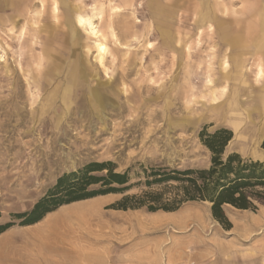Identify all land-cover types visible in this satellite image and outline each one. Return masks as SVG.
I'll return each mask as SVG.
<instances>
[{
	"label": "rangeland",
	"instance_id": "374dc122",
	"mask_svg": "<svg viewBox=\"0 0 264 264\" xmlns=\"http://www.w3.org/2000/svg\"><path fill=\"white\" fill-rule=\"evenodd\" d=\"M262 3L0 0V224L91 162L128 172L125 195L147 191L152 168H208L204 127L232 132L227 154L263 162ZM78 15L105 37L102 62ZM121 198L69 211L90 218L75 236L89 264H264L262 231L244 228L258 226L252 214L262 206L224 207L225 231L207 203L172 213L111 208Z\"/></svg>",
	"mask_w": 264,
	"mask_h": 264
},
{
	"label": "trees",
	"instance_id": "16d2710c",
	"mask_svg": "<svg viewBox=\"0 0 264 264\" xmlns=\"http://www.w3.org/2000/svg\"><path fill=\"white\" fill-rule=\"evenodd\" d=\"M198 138L210 154L208 168H152L144 182L148 190L125 195L132 187L128 172H116L111 162H91L59 177L30 210L11 214L9 221L0 224V234L15 225L38 223L62 206L106 195H122L111 206L121 211L144 208L150 213H172L188 202L207 203L212 218L229 231L232 225L224 207L251 212H256L258 206L264 207V161L227 154L226 148L233 138L230 130L219 128L208 132V127H204Z\"/></svg>",
	"mask_w": 264,
	"mask_h": 264
},
{
	"label": "crops",
	"instance_id": "0c3cea01",
	"mask_svg": "<svg viewBox=\"0 0 264 264\" xmlns=\"http://www.w3.org/2000/svg\"><path fill=\"white\" fill-rule=\"evenodd\" d=\"M263 10L264 3L258 11L261 39L264 40ZM256 67L258 72L263 71L262 66V69H259L258 64ZM88 201L62 206L47 214L38 223L29 226L15 225L1 233L0 264H89V248L80 245L75 240V236L82 234L81 229L83 225L89 223L90 218L74 216L69 212ZM31 208L32 206L16 213H22ZM252 216L255 217L258 226L245 225V231L253 233L260 230L264 235V207L259 208L257 214Z\"/></svg>",
	"mask_w": 264,
	"mask_h": 264
},
{
	"label": "bare ground",
	"instance_id": "6f19581e",
	"mask_svg": "<svg viewBox=\"0 0 264 264\" xmlns=\"http://www.w3.org/2000/svg\"><path fill=\"white\" fill-rule=\"evenodd\" d=\"M51 12H52L53 16H56V14L58 13V4L57 3H55V2L53 3ZM75 21H76L75 22L76 26L80 27L81 29H84L90 36H92L97 41L95 48L97 51L98 59L100 62H102L103 57L108 52L106 44H105V37L100 33V31L97 30V28L94 25L93 20L91 18H86V17H83L81 15H78L76 17ZM110 35L112 37H115L113 32H111ZM222 66L224 69L227 67L225 61L223 62ZM260 66H261V64H260ZM214 93L215 92H213V95H214Z\"/></svg>",
	"mask_w": 264,
	"mask_h": 264
}]
</instances>
